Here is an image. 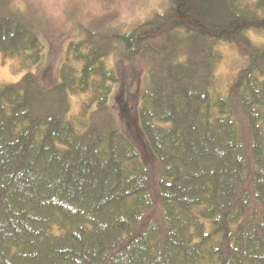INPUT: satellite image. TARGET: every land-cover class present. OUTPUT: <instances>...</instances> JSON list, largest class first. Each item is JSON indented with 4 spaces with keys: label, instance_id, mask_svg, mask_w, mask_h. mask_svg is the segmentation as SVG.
<instances>
[{
    "label": "trees",
    "instance_id": "trees-1",
    "mask_svg": "<svg viewBox=\"0 0 264 264\" xmlns=\"http://www.w3.org/2000/svg\"><path fill=\"white\" fill-rule=\"evenodd\" d=\"M221 44L242 60L223 94ZM41 50L0 0V53L29 69ZM112 52L133 68L115 108ZM134 81L153 165L123 131ZM0 264H264V0H166L70 42L58 82L0 85Z\"/></svg>",
    "mask_w": 264,
    "mask_h": 264
},
{
    "label": "rangeland",
    "instance_id": "rangeland-1",
    "mask_svg": "<svg viewBox=\"0 0 264 264\" xmlns=\"http://www.w3.org/2000/svg\"><path fill=\"white\" fill-rule=\"evenodd\" d=\"M12 7L21 10L33 24L42 43L40 59L29 69L20 68L18 59L5 58L0 53V85L18 81L24 72L30 71L45 84L59 81V69L64 61L67 46L78 41L86 30L100 32H124L143 22L153 13L162 12L166 0H11ZM223 59L216 68L217 91L224 93L232 76L242 64L237 52L227 44H221ZM108 67L118 76L119 82L114 84L109 95V103L120 106L118 100L121 89L122 74L131 73L133 68H125L115 52L105 59ZM142 80L144 68L135 67ZM139 80H137L139 82ZM137 81L125 84L128 114L132 115L134 128L124 124L123 131L140 153L144 163L153 165L154 155L149 144L140 132L133 117L134 109L138 108L140 99L137 97ZM134 89V96L130 91ZM70 95L71 112H77L76 99ZM137 99V101H136Z\"/></svg>",
    "mask_w": 264,
    "mask_h": 264
}]
</instances>
